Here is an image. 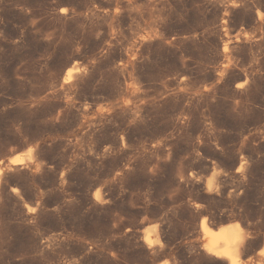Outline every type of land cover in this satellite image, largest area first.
<instances>
[{"label":"rangeland","instance_id":"374dc122","mask_svg":"<svg viewBox=\"0 0 264 264\" xmlns=\"http://www.w3.org/2000/svg\"><path fill=\"white\" fill-rule=\"evenodd\" d=\"M26 149L0 264H228L203 220L264 264V0H0V166Z\"/></svg>","mask_w":264,"mask_h":264},{"label":"bare ground","instance_id":"6f19581e","mask_svg":"<svg viewBox=\"0 0 264 264\" xmlns=\"http://www.w3.org/2000/svg\"><path fill=\"white\" fill-rule=\"evenodd\" d=\"M74 74L75 73L73 69H71L67 72V77L71 78ZM26 151V153H19L11 157L7 165L0 166V173H2L5 169H10L14 166H20L26 163V161L28 160L27 156L31 158V156L34 154H32V149H26ZM201 227L206 238L204 248L207 252L217 256V258H227L228 264H244L240 262V247L246 235L248 234L245 235L246 231L244 232L239 223L212 228L205 220H203ZM149 244H152V241H149Z\"/></svg>","mask_w":264,"mask_h":264}]
</instances>
